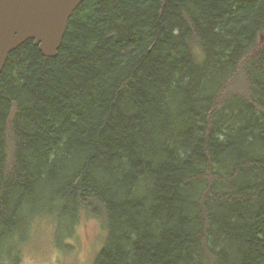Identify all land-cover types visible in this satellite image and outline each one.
Here are the masks:
<instances>
[{
	"label": "trees",
	"instance_id": "1",
	"mask_svg": "<svg viewBox=\"0 0 264 264\" xmlns=\"http://www.w3.org/2000/svg\"><path fill=\"white\" fill-rule=\"evenodd\" d=\"M43 218L98 221L93 264H264V0H83L12 52L0 264Z\"/></svg>",
	"mask_w": 264,
	"mask_h": 264
},
{
	"label": "water",
	"instance_id": "2",
	"mask_svg": "<svg viewBox=\"0 0 264 264\" xmlns=\"http://www.w3.org/2000/svg\"><path fill=\"white\" fill-rule=\"evenodd\" d=\"M83 0H0V73L9 55L32 41L42 56L57 55L68 22Z\"/></svg>",
	"mask_w": 264,
	"mask_h": 264
},
{
	"label": "rangeland",
	"instance_id": "3",
	"mask_svg": "<svg viewBox=\"0 0 264 264\" xmlns=\"http://www.w3.org/2000/svg\"><path fill=\"white\" fill-rule=\"evenodd\" d=\"M54 224L43 218L34 229L27 226L24 234L17 235V242L25 240L19 251L10 246L4 249L11 260L8 264L17 260L19 264H93L101 247L99 222L83 218L71 231L65 223L56 220ZM59 237L64 249L57 244Z\"/></svg>",
	"mask_w": 264,
	"mask_h": 264
}]
</instances>
